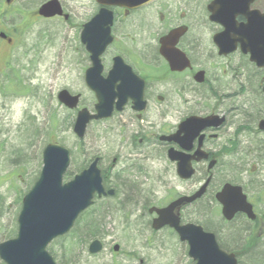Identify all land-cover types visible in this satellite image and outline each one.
<instances>
[{"label":"rangeland","instance_id":"rangeland-1","mask_svg":"<svg viewBox=\"0 0 264 264\" xmlns=\"http://www.w3.org/2000/svg\"><path fill=\"white\" fill-rule=\"evenodd\" d=\"M46 1L13 0L7 6L4 0H0V30L8 33L14 30L12 34L16 38L13 48L0 47V243L16 236L21 199L38 178L42 167L41 152L49 143L59 144L70 151V178L85 168L93 157H100L108 185L117 186L121 195L127 192L134 199L143 198L151 206L161 205L173 194L186 193L196 186V183H179L167 160L156 157L152 148L143 153V159L134 156V160L129 161L126 158L128 152L125 151L129 146L124 143L126 136H119L110 122L91 123L81 140L73 135L76 112L66 110L58 103L56 96L62 90L71 95H80L79 107L92 111L95 99L83 83L84 69L89 67V62L80 45L79 34L81 25L92 16L97 6L94 0H58L69 19L46 21L35 16L36 10ZM206 1L209 2L184 0L181 5L188 2L191 6L197 5L194 11L200 18L203 14L201 4ZM258 6L264 10V0ZM155 7L149 9L153 12L151 17L155 16ZM149 10L141 12L140 17L149 18ZM159 32L161 30L156 23L145 25L144 29H137L133 44L127 38L120 39L119 44L126 50H138L144 43L154 44ZM197 33L202 36L201 29L198 28ZM127 34L125 29L123 36L127 37ZM123 42L126 44L123 45ZM115 47H111L105 57L108 67L109 57L116 53ZM238 74L243 77L239 75L233 79L239 82H243L246 75L247 79L250 77L249 71L240 70ZM219 75L211 73V79L216 82L215 87L223 90L224 81L219 80ZM232 100L226 101V104L231 105L232 109H239L233 112L236 116L234 127H237L241 118L239 114L243 111L248 114L252 104L246 95ZM217 104L210 103L202 111H215ZM160 109H165V106L162 105ZM187 114L183 112L182 115ZM155 115L151 111L149 120L152 123L156 122ZM175 122L166 121L165 127L174 126ZM145 131L157 133L158 128L152 124ZM121 140L125 148L119 150L117 147ZM133 147H137L136 142ZM117 155L123 157L122 161L111 172L109 166ZM220 164L225 174L220 175L218 181L241 182L238 171L244 168V161L240 154L224 156ZM199 177L201 179L202 175ZM121 199L116 197L115 201L103 206V213H111V216L106 214L103 219L102 215L99 216L101 209L95 208L94 213L83 214L67 235L50 244L48 250L54 261L58 264H126L121 258L123 251L126 256L134 255V264L139 263L138 259L144 264H191L184 244H179L166 231L151 234L148 223L139 218L140 205L131 202L122 208L116 205ZM196 207L198 214L193 218L188 216L191 222L203 224L206 229H210L209 226H214V229L220 227L217 212L213 211L212 216V213L209 214L208 201ZM92 232L96 236L88 237ZM95 240L102 242L105 250L94 257L88 253V246ZM113 244L119 245L120 255L111 252ZM259 250L264 253V244Z\"/></svg>","mask_w":264,"mask_h":264},{"label":"flooded vegetation","instance_id":"flooded-vegetation-1","mask_svg":"<svg viewBox=\"0 0 264 264\" xmlns=\"http://www.w3.org/2000/svg\"><path fill=\"white\" fill-rule=\"evenodd\" d=\"M260 1L253 0L248 6V11H258L260 14L264 12L258 6ZM12 2L13 0H4L7 6H10ZM211 2L212 0H209V2L201 4V13L203 14L200 18L195 15L196 12L194 11L197 5L191 6L189 2L181 5L184 0H155L139 9H113L111 26L113 43L101 57L102 77H105L108 73L115 58L121 59L122 62L118 64L117 75L121 74L125 78L127 87L130 88L133 95L139 97L142 103V105H134L132 100H128L120 111H113L108 120L101 121V123H112L113 130L119 136L122 137L125 134L126 140L124 143L129 146L125 150L128 152L126 158L129 161L134 160V156L137 159H143V153L148 148H152L156 157L161 156V158L167 160L179 183H196V186L191 187V190L186 193L173 194L161 205L151 206V203L146 200L145 202L142 197L143 201L142 199H134L133 195H128L127 192L121 195L118 193L117 186L108 185L100 158L98 167L101 170L105 195L100 198L95 197L92 206L84 214L87 212L92 214L95 208H100L99 216L102 215L101 218L104 219V215H110L111 213L104 214L103 206L112 203L113 200L115 201L116 197H121V202L116 203V205L119 204L122 208L131 202L140 205L138 206L140 207L139 218L144 219L146 224L148 223L151 234L166 231L170 233L172 238L177 239L179 244H184L187 248V244L179 240L174 229L168 226H163L158 230L153 228V221L157 218L155 210L165 209L181 198L193 196L204 185V193L199 199L192 203H183L174 210L179 225H199L203 231L208 232V228L206 229L203 224L202 226L198 223L195 224L188 218L189 215L193 218L198 214L196 206L199 203L208 201L209 214L212 213L210 216L215 211L220 217L219 222L221 225L219 224L220 227L216 231H220L223 226L228 228L239 227L241 241L239 251L247 256L264 244V130L259 128L260 123L264 122V68L256 69L254 64L249 62V56L244 55L241 51L225 55L219 54L214 37L223 32V38L227 32L225 28H221L219 24L209 20L208 7ZM154 6H156L153 9L155 16L151 17L150 15L153 12L149 9ZM147 10H149V18L140 17V13ZM98 11V8H96L92 16L81 25V28ZM0 14H2L1 10ZM35 16L38 18L36 14ZM235 21L237 25H241L240 30L245 31L248 27L246 26L247 19L244 16H237ZM153 23H156L161 30L156 35L154 44L144 43L140 49L131 51L120 46L119 40L124 38H127L133 44L137 29H144L145 25L150 26ZM198 28L201 29L202 36L198 35ZM125 29L128 31L127 37H125L126 35L123 36ZM12 32L8 33L5 30H0V33L6 37L0 39V47L3 46L8 49L14 47L16 38ZM227 35L230 39L239 37L236 32H230ZM241 41L244 42L245 37L241 38ZM124 44L126 43L123 42ZM111 47H115L116 53L109 57L108 67L105 57ZM239 49L241 50L240 46ZM85 55L90 65L89 56L86 52ZM123 65L127 70L124 69ZM88 68L84 69L83 78ZM240 70L249 71L250 77L247 79L246 75L243 82L233 79L240 75L238 74ZM211 73L213 75L220 74L219 80L224 81L223 90L214 86L216 82L212 81ZM240 77H243V75H240ZM114 84L119 86L120 81L117 80ZM114 93L118 94L117 90H114ZM244 95L250 98L252 105L248 114L246 111L239 114L241 117L240 123L237 127H234L236 116L233 112H237L239 109H232V106L227 105L226 101H233L232 98ZM114 102H117V98L114 99ZM215 102H218V109L210 113L202 111L204 107ZM254 103L255 105H253ZM162 105L165 106V109H160ZM151 111L156 113L155 123L149 120ZM183 112L188 114L183 116ZM172 113L174 114L172 115ZM193 118L202 120L212 118L214 119V125L204 127L196 136L191 131L188 134L189 140L185 146L187 150H184L182 138L185 129L183 125ZM220 119L223 122L216 126ZM174 120H176L174 126L165 127L166 121L172 122ZM152 124L158 128L157 133H147L145 131ZM232 125L233 132L231 131ZM147 135L153 136L148 137ZM171 137H175L176 140H169ZM135 142L138 148L133 147ZM218 143L221 144L218 145ZM118 146L117 149L119 150L125 148L122 140ZM131 148H134V150ZM170 152L181 153L195 159L190 161L193 175L189 179L182 180L177 176L176 163L171 161ZM202 154H205L206 157L197 161ZM236 154H240L241 159L244 161V168L238 171L241 182L218 181L220 175L225 174L222 170L223 166L220 164L221 158ZM122 158V156L117 155L112 160L109 166L111 172L118 163H121ZM198 174L199 176L202 175L201 179ZM225 185L241 189L242 195L250 206L249 212H237L230 220L223 216V207L218 202L217 197ZM217 240L216 242L221 249ZM96 241L100 244L101 249L99 253L91 255L94 257L105 250L103 248L104 244L98 240ZM114 247H117V249L115 250ZM111 252L116 256L120 255L118 254L120 252L119 245L113 244ZM133 256V254L126 256L121 251L123 263L134 264L135 259ZM138 262V264H144L141 259H138Z\"/></svg>","mask_w":264,"mask_h":264},{"label":"water","instance_id":"water-1","mask_svg":"<svg viewBox=\"0 0 264 264\" xmlns=\"http://www.w3.org/2000/svg\"><path fill=\"white\" fill-rule=\"evenodd\" d=\"M153 0H95L100 7L99 12L88 22L81 31L80 42L85 46L91 62L90 68L86 71L84 82L90 92L94 94L96 104L94 115H90L86 109L79 111L73 125V134L82 139L90 121L107 119L113 111L114 82L119 80L117 76L120 59H114L113 68L105 79L101 77L102 67L100 56L107 46L112 42L110 28L112 25V12L114 7L124 9H137ZM253 0H213L208 7L209 20L220 24L228 33L236 32L239 37L232 41L231 49H228L230 38L227 34L214 38L219 48V54H227L235 50V43H239L245 37L251 46L257 45V49L263 54L252 53L251 61L259 68L264 67V13L248 11V6ZM37 15L43 19L63 17L61 5L57 0H49L37 10ZM244 16L247 19L246 30L239 29L235 18ZM230 31V32H229ZM0 33V39H5ZM246 53V50H243ZM262 59V62H261ZM117 94L120 105L124 104L133 95L127 93V84L120 86ZM57 101L69 110L77 108L79 96H71L63 90L57 95ZM120 108H118L119 110ZM214 119H190L183 126L185 131L182 138L183 149L189 140V133L193 131L194 136L204 127L214 125ZM223 122L218 120L216 126ZM264 130V122L259 125ZM175 141V137L169 138ZM171 161L176 163L177 175L182 180H187L193 175L190 161L193 157L181 153L170 152ZM202 154L197 161L205 158ZM98 160L95 159L90 166L74 176V178L62 183V177L69 165V151L59 145H47L42 151V169L39 177L31 190L23 197L21 209L17 217V235L15 239L0 244V260L4 264H55L47 253V246L56 238L66 235L72 228L77 217L90 205L95 194L100 197L103 194L101 186L100 171L97 168ZM203 185L198 192L189 198H181L162 210H155L157 219L153 221V228L160 229L168 226L178 234L180 241L187 242L189 251L188 257L194 264H238L233 254L224 253L216 243L212 234L203 232L202 228L194 225L180 226L174 215V210L183 203H192L199 199L204 193ZM111 193V192H109ZM222 205L223 216L230 220L233 215L240 211L249 212L250 206L239 187L225 185L217 197ZM100 244L95 241L89 248L91 255L99 253ZM117 248H115L116 250Z\"/></svg>","mask_w":264,"mask_h":264},{"label":"bare ground","instance_id":"bare-ground-1","mask_svg":"<svg viewBox=\"0 0 264 264\" xmlns=\"http://www.w3.org/2000/svg\"><path fill=\"white\" fill-rule=\"evenodd\" d=\"M213 227L209 226L210 229H208L209 230L208 233L212 234L216 239H218L217 241L219 242L222 251L226 254H232L233 253L238 264H247V261L250 258V256L252 255V253L250 255H247V256L242 254L239 251L240 243L238 245H235L236 244L235 243L236 238L234 239V236L225 237V233H226L225 227H221L220 231H216V229H218V228L214 229ZM237 235L240 237V228L239 227L236 228V235L235 236H237ZM256 257H259V258L264 257V253L256 255ZM242 258L245 259L246 262H244L242 260ZM260 260L261 259H259V261ZM259 261H256V262L259 263Z\"/></svg>","mask_w":264,"mask_h":264},{"label":"trees","instance_id":"trees-1","mask_svg":"<svg viewBox=\"0 0 264 264\" xmlns=\"http://www.w3.org/2000/svg\"><path fill=\"white\" fill-rule=\"evenodd\" d=\"M67 177H68V175H67ZM93 225V224H92ZM226 230V233H225V237H229V236H234V239L236 238V240H235V245H238L241 241H240V237L237 235V236H235L236 235V227H230V228H226L225 229ZM94 236H96L95 235V232H92V233H90V236L88 235V237H90V238H92V237H94ZM85 238L84 237V239H89V238ZM262 253V251L261 250H259V248L257 249V250H255L253 253H252V255L250 256V258L248 259V264L250 263V264H257L258 262H256V261H259V259H261L260 261H259V263L258 264H264V257H256V255H259V254H261ZM253 256V257H252ZM252 257V258H251Z\"/></svg>","mask_w":264,"mask_h":264}]
</instances>
